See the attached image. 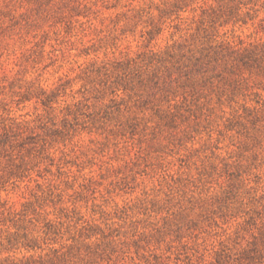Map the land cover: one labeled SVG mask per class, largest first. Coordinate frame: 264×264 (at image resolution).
<instances>
[{
	"label": "rangeland",
	"instance_id": "374dc122",
	"mask_svg": "<svg viewBox=\"0 0 264 264\" xmlns=\"http://www.w3.org/2000/svg\"><path fill=\"white\" fill-rule=\"evenodd\" d=\"M0 264H264V0H0Z\"/></svg>",
	"mask_w": 264,
	"mask_h": 264
}]
</instances>
